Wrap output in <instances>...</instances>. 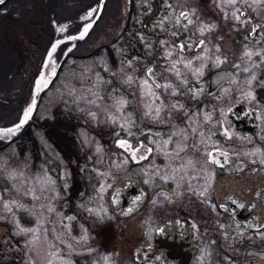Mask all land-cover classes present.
<instances>
[{
  "label": "flooded vegetation",
  "instance_id": "obj_1",
  "mask_svg": "<svg viewBox=\"0 0 264 264\" xmlns=\"http://www.w3.org/2000/svg\"><path fill=\"white\" fill-rule=\"evenodd\" d=\"M201 1L204 15L152 12L139 29L131 7L123 29L98 32L86 49L93 100L123 102L112 113L125 125H95L71 106L38 127L59 192L50 202L34 192L17 232L0 223V260L56 264L59 251L71 264H264V0H221L216 15Z\"/></svg>",
  "mask_w": 264,
  "mask_h": 264
},
{
  "label": "rangeland",
  "instance_id": "obj_2",
  "mask_svg": "<svg viewBox=\"0 0 264 264\" xmlns=\"http://www.w3.org/2000/svg\"><path fill=\"white\" fill-rule=\"evenodd\" d=\"M152 1L155 0H131V3L133 2L131 17L132 21L135 22L136 28H141V18H143L142 15H147L152 12L160 13L161 16H169L178 14L182 9H187L191 14L198 16L205 14L204 6L202 5L201 0H160L161 2L156 4H152ZM156 5L158 10H152V7H155ZM206 6L212 14L216 15L220 12L219 7L222 8V2L221 0H211ZM124 8L125 1L123 0L121 1V16L116 17L120 18V21L119 19H116V22H113L108 19V22L99 29L101 31V36H103L106 32H108L109 36H111L112 31H117L118 28H111V26L114 23L121 24L124 19V13H122ZM88 13L91 12L89 11ZM84 17L87 22L92 20L89 14ZM123 24L124 23L121 25ZM209 26L216 29V23L213 21L206 22L203 25V28H208ZM64 27L65 25L58 27L57 32H61L60 29L64 30ZM95 41L96 39L91 42V48H93L94 45L99 44L98 41ZM90 52L91 49L89 50V53ZM88 55H86L87 57L85 59L74 58L72 56L68 57L64 64L60 66V69L58 62L53 57L49 58L40 74V76L42 75L43 79L47 83L42 89L44 94L38 102V105L33 112L34 114H32L33 116L31 115L34 117V120L24 127L14 140H12L14 131L9 132L7 129L0 130V140L8 142L7 147L0 150V223H4L5 227H12L14 232L18 231L17 217L19 215L23 218L27 217L26 212L29 210V199L34 192L38 195V197H41V192L44 193L47 190L46 202L51 201L48 195V191H50L51 188L54 190V193L59 192L55 189V185L58 181L54 170L51 169V175L49 178L48 175L51 167L48 169L49 173L48 171H45V160H47L44 156L45 139L42 135L43 129H38L36 123L41 121L43 123L46 119L51 121L50 119L53 120L55 116L61 117L60 112H63L66 108H70L72 106L71 109H73L74 112L79 110L84 111L85 115H87V119L95 125H105L111 123L116 126H121V129H123V126L125 125L123 113H112V109L114 108H117L118 111H120V107L124 105L123 102H104L99 99V102H96L93 100L99 97V95L94 92V88L90 83V78L95 77L97 74V71L94 70L97 59ZM123 70V68L122 70L120 69V71L125 73ZM81 78L84 83L83 91L79 90L78 86H76L77 82H79ZM29 105L30 104H28V106ZM99 105L104 108L106 114L98 112ZM28 106L24 110V113L29 108ZM54 110H56V112H53L51 115L50 112ZM33 133L36 135L37 146L36 148L31 149L30 144L27 142V135ZM81 136L83 138V142L91 143L94 141L92 134L89 135V133L86 134L84 131H81ZM22 142L26 143L22 144ZM21 146L24 151L22 155L19 156ZM98 154L100 157L103 155L102 149L98 150ZM59 173H62V171ZM46 185L48 186L46 187ZM100 201H102V198ZM3 229L4 228L0 226V232ZM23 230L28 232L27 229H22L21 231ZM53 232L55 233V229ZM45 246L46 243L43 239L36 243L34 251V258L36 260H41V262L44 261V254L47 253ZM52 256L54 258L53 262H56V264H71L68 256L66 257L65 254L59 251L54 253ZM4 259L0 260V264H12L11 258L5 257ZM89 264H96V262H91Z\"/></svg>",
  "mask_w": 264,
  "mask_h": 264
},
{
  "label": "trees",
  "instance_id": "obj_3",
  "mask_svg": "<svg viewBox=\"0 0 264 264\" xmlns=\"http://www.w3.org/2000/svg\"><path fill=\"white\" fill-rule=\"evenodd\" d=\"M99 1L8 0L0 8V128H8L19 122L32 100L34 82L50 46L60 38L78 34L87 22L82 18ZM121 1L105 0L98 21L83 39L58 45L53 58L58 62L59 69L68 57L81 58L89 54L86 49L97 38V32L108 19L120 21L116 17L121 16ZM62 25H65L64 30L57 32V28ZM120 25L114 23L111 28L121 29ZM36 126L44 128L45 122H38ZM31 135H27V142ZM52 137H56V134L48 133L50 140ZM7 144L0 140V150L6 148ZM55 144L58 146V143ZM21 151H24L22 147Z\"/></svg>",
  "mask_w": 264,
  "mask_h": 264
},
{
  "label": "water",
  "instance_id": "obj_4",
  "mask_svg": "<svg viewBox=\"0 0 264 264\" xmlns=\"http://www.w3.org/2000/svg\"><path fill=\"white\" fill-rule=\"evenodd\" d=\"M7 1H8V0H4L3 3H0V8H1V7H2ZM104 1H105V0H100L99 6H98V11H97V13H96V15H95L93 21L88 25V27H87V32H86L84 35H86V34L88 33V31L91 29V27L94 25V23L98 20L100 14H101L102 8H103ZM126 4H127V5H126V11H128V10H129V0H126ZM187 14H188L187 11H182V12L180 13V15H181L182 17H183V16H187ZM82 32H84V30L81 31L78 35H75V36H73V37H74V38H80V35H81ZM84 35H83V36H84ZM71 38H72V37H71ZM54 44H57V43H56V42L53 43V44L51 45V47L49 48L48 53H47V55H46V57H45V60H44V62H43V65H42V67H41L40 73H41V71L44 69V67H45V65H46V63H47V60L49 59V55H48V54H49V52L51 51L52 46H53ZM36 80H37V79H36ZM35 87H36V81H35V85H34L33 91H35ZM38 97H39V94H37L36 97L34 96L33 102H32V104L30 105L32 111H31L30 115L28 116V119H27V120L30 119V116L33 114V112H34V110H35V107H36V104H37V101H38ZM23 119H24V117L22 118V120H23ZM27 120H26V121H27ZM26 121H25V122H26ZM25 122H24V123H25ZM24 123H23V124H24ZM23 124H22V125H23ZM17 125H20V127H22V125H21V121H20L19 123L15 124V125H13L12 127L7 128V129H8V130L11 129L12 131L18 130L20 127L17 128ZM167 264H193V262H187V261H185V260H180V261L170 262V263H167Z\"/></svg>",
  "mask_w": 264,
  "mask_h": 264
},
{
  "label": "snow or ice",
  "instance_id": "obj_5",
  "mask_svg": "<svg viewBox=\"0 0 264 264\" xmlns=\"http://www.w3.org/2000/svg\"><path fill=\"white\" fill-rule=\"evenodd\" d=\"M3 2H4V0H0V3H3ZM89 15H91V13H90ZM60 31H63V29H60ZM86 32H87V28H85V29H84V32L81 33L80 38H83V35H84ZM70 39H75V38L72 37V38H70ZM59 43H60V42L58 41L57 44H59ZM57 44H54V45L52 46V49H51V51H50L49 54H48V55H49V58H51L53 52H55L56 47H57ZM43 82H44V81H43V79L41 78V80L38 81V85H39L40 83H43ZM31 111H32L31 107H29V108L26 110V112H25V114H24V119L21 120V125H22V124L28 119V116L30 115ZM19 127H20V125H17V128H19ZM11 131H12V130L10 129L9 132H11ZM120 146H121V147H125V142H124V141H120ZM135 155H136V153L133 152V156H134V158H135Z\"/></svg>",
  "mask_w": 264,
  "mask_h": 264
},
{
  "label": "bare ground",
  "instance_id": "obj_6",
  "mask_svg": "<svg viewBox=\"0 0 264 264\" xmlns=\"http://www.w3.org/2000/svg\"><path fill=\"white\" fill-rule=\"evenodd\" d=\"M41 78L43 79V76H42V75L38 78L37 83H36V87H35V91H34V95H35V97H36V95H37L40 91H42L43 87H44L45 84L47 83V82L43 79L44 82H43V83H40V84L38 85V81L41 80Z\"/></svg>",
  "mask_w": 264,
  "mask_h": 264
}]
</instances>
